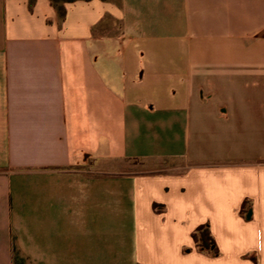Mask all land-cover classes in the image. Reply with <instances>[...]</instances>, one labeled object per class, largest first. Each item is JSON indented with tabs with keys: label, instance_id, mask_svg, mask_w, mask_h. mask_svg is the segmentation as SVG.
I'll return each mask as SVG.
<instances>
[{
	"label": "crops",
	"instance_id": "crops-1",
	"mask_svg": "<svg viewBox=\"0 0 264 264\" xmlns=\"http://www.w3.org/2000/svg\"><path fill=\"white\" fill-rule=\"evenodd\" d=\"M60 4L0 0V264H264V0Z\"/></svg>",
	"mask_w": 264,
	"mask_h": 264
},
{
	"label": "trees",
	"instance_id": "trees-1",
	"mask_svg": "<svg viewBox=\"0 0 264 264\" xmlns=\"http://www.w3.org/2000/svg\"><path fill=\"white\" fill-rule=\"evenodd\" d=\"M32 1V0H31ZM54 5L56 6V9L58 11V14L60 17L64 16V8L63 6L60 4V2L63 1H74V0H51ZM196 241L198 243V246L201 249H207L210 247L214 246V241L208 231V229H201V231L199 232V235L196 236Z\"/></svg>",
	"mask_w": 264,
	"mask_h": 264
},
{
	"label": "rangeland",
	"instance_id": "rangeland-1",
	"mask_svg": "<svg viewBox=\"0 0 264 264\" xmlns=\"http://www.w3.org/2000/svg\"><path fill=\"white\" fill-rule=\"evenodd\" d=\"M22 264H26V263L23 261Z\"/></svg>",
	"mask_w": 264,
	"mask_h": 264
}]
</instances>
